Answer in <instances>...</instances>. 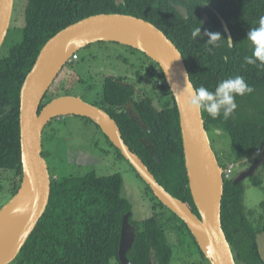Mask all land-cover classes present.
Wrapping results in <instances>:
<instances>
[{"label": "trees", "instance_id": "16d2710c", "mask_svg": "<svg viewBox=\"0 0 264 264\" xmlns=\"http://www.w3.org/2000/svg\"><path fill=\"white\" fill-rule=\"evenodd\" d=\"M177 5L188 10L187 18L176 9ZM99 14L132 15L156 25L182 52L196 88L204 86L214 91L220 81L242 76L254 92L237 96L238 109L227 120L222 115L214 120L203 111L206 127L209 133H226L231 138V160L224 163L219 158L224 169L252 159L264 149V66L259 62L249 65L244 60L252 51L247 32L258 27L259 18L264 16V0H126L120 6L116 0H29L23 40L13 47L7 58L0 59V170L16 174L14 196L23 182L20 115L24 82L51 38L70 25ZM221 18L228 24L234 46L228 48L225 42L209 52L210 46L205 45L207 37L193 39L191 31L201 27L202 33L219 32L227 39ZM95 44L108 45L106 42ZM128 49L144 55L156 67L150 66V71L160 73L154 83L161 89L162 109L155 107L153 99H136L135 90L129 89L133 115H129L127 121H120L123 138L158 182L199 216L190 189L180 113L174 95L159 64L132 47ZM137 68L140 74L144 70L143 63ZM110 84L106 97L115 103L126 101L124 94ZM52 91L53 88L41 110L56 98L57 92ZM83 118L97 128L121 159L127 160L96 121ZM49 135L53 139V134ZM108 153L110 151L106 150L105 155ZM56 176L52 175V194L46 213L11 264H111L115 259L120 262L124 219L133 212L130 200L122 195L123 175H101L92 171ZM232 178H225L223 228L237 264H264L258 243L259 233L264 232V203L261 226L256 228L246 214L244 184L236 185ZM249 179L257 187L264 183L257 174ZM146 186L154 201V213L142 223L135 221L132 214L130 222L136 228L137 237L128 255L130 261L133 264H173L171 234L175 230L178 234L188 233L194 239L200 264H211L187 224L155 196L147 183Z\"/></svg>", "mask_w": 264, "mask_h": 264}, {"label": "water", "instance_id": "95a60500", "mask_svg": "<svg viewBox=\"0 0 264 264\" xmlns=\"http://www.w3.org/2000/svg\"><path fill=\"white\" fill-rule=\"evenodd\" d=\"M125 1L116 0L118 6ZM14 6L15 0H0V50L10 31ZM176 9L188 17L185 7L177 5ZM222 23L228 37L232 38L227 22L222 19ZM99 42L132 47L161 67L179 109L190 189L199 216L158 182L141 157L128 146L120 126L108 112L76 96L58 97L41 110L48 92L72 56ZM185 74L189 76L188 82L196 88L177 45L156 25L132 15L91 16L68 26L49 40L21 90L23 182L12 201L0 211V264H11L17 259L47 211L52 194V175L43 155V136L54 119L70 115L88 117L99 124L155 196L187 224L211 264H237L222 222L225 170L212 146L203 110H194L187 103ZM67 106L80 111L66 113L64 109ZM81 110L91 116L83 115ZM263 164L264 158L242 173L234 183L238 185L255 176ZM131 217L132 213L127 214L123 223L119 251L122 264H133L128 255L137 235L130 222ZM197 231L206 236L210 255L202 246Z\"/></svg>", "mask_w": 264, "mask_h": 264}, {"label": "rangeland", "instance_id": "374dc122", "mask_svg": "<svg viewBox=\"0 0 264 264\" xmlns=\"http://www.w3.org/2000/svg\"><path fill=\"white\" fill-rule=\"evenodd\" d=\"M28 2L29 0H15L10 31L0 50V59L7 58L13 47L20 44L23 40ZM79 55L81 57L80 60L75 62L74 66H70V63H68L60 73L57 82L54 83L53 91L57 92L56 97L68 95L67 92H69L77 95V97L80 95L89 98L90 94L85 93V91L87 92V88L83 87L85 84L81 85L77 81L78 78L88 76L92 80H96L94 79L95 75H97V72L98 75L100 74L98 69H103L105 66L109 68L119 66V59L121 57V60L129 62V66L131 64L135 66L133 69L129 68V73L132 74L131 77H134V80L138 81L141 87L148 89V95L154 98L153 103L155 107L162 109L158 97L156 95L153 97V94L150 93L151 89H153L154 81H158L159 72L150 71V66L154 67V65L141 53L132 51L123 45L108 43V45L103 46L99 44L92 45L91 47L88 46L82 49ZM142 63L144 72L142 71L139 74V68L137 67ZM88 66L90 67V71L94 73H89V70L86 69ZM67 72H69L70 78L67 77ZM91 79L90 81H92ZM97 91H100V87H95L91 93H96ZM52 92L51 94L53 95ZM86 100L90 101L91 99ZM49 134H53V139L49 138ZM209 134L212 146L218 157L224 163L229 162L232 153L230 136L226 133L215 131H211ZM44 144L45 149L49 153L47 156L50 162L51 173L52 175H57L55 178L71 175L72 173L86 174L92 171L101 175L121 173L124 178L122 195L130 200L133 205L132 214L134 220L142 223L153 215L154 201L152 200V195L147 190L145 181L127 160L121 159L115 150H110L106 138L97 131L94 125L87 124L83 117L70 115L54 119L46 127ZM108 149L110 153L108 156H105V151ZM262 157H264V149L252 159L234 163L235 169L232 179H236L242 173L248 171ZM261 168L262 166L257 170L256 174L264 181V169ZM15 176L16 174L11 170H0V211L14 198L13 187L16 184L14 182ZM243 184L245 187L244 206L246 214L254 226L259 228L261 226L260 216L263 213L261 205L264 203V183L261 187H257L251 179H247L243 181ZM252 212L255 215H250ZM171 225L173 227V224ZM172 232H174L171 234L172 243L174 244L173 264H200L199 250L194 239L188 233L178 234L175 230H172ZM258 243L264 259V232L259 233ZM111 264L122 263L115 259Z\"/></svg>", "mask_w": 264, "mask_h": 264}, {"label": "clouds", "instance_id": "9594fccd", "mask_svg": "<svg viewBox=\"0 0 264 264\" xmlns=\"http://www.w3.org/2000/svg\"><path fill=\"white\" fill-rule=\"evenodd\" d=\"M191 36L193 39L197 37L201 39L207 37L205 45L210 46L207 48L209 52H211L213 48L220 47L221 44L225 42L228 48L234 46L231 36L225 39L219 32L213 33L204 31L202 33L201 27H194L191 31ZM247 40L252 46V51L250 56L244 58L245 63L257 65V62H259L260 66H264V16L259 18L258 27H252L247 32ZM79 53L80 52H76L75 54L79 56ZM179 58L178 56L177 59ZM69 63L71 62L69 61ZM188 78L189 76L185 74L187 103L194 110L206 111L214 120L221 115L225 120L232 117L238 109L236 101L237 96L244 97L254 92V88L250 86L242 76H235L234 78L220 81L214 91H210L204 86L194 88L192 84L188 82ZM260 152L258 151L257 154Z\"/></svg>", "mask_w": 264, "mask_h": 264}, {"label": "flooded vegetation", "instance_id": "af4514ba", "mask_svg": "<svg viewBox=\"0 0 264 264\" xmlns=\"http://www.w3.org/2000/svg\"><path fill=\"white\" fill-rule=\"evenodd\" d=\"M80 58L81 57L79 55V60H80ZM119 60H120L119 61L120 65L115 67V68H109V67L105 66L103 69H100V70L98 69V71H100L99 72L100 74L98 75V72H97V75H95V78H94L96 80H92L88 76H84V77L81 76L78 78L77 81L81 85L85 84L83 86V87L87 88L86 89L87 92L85 91V93L90 94L89 98L79 95L80 98H82L83 100H85L89 103H92L95 106H97V107L105 110L106 112H108L116 120V122L118 123V125L121 128V122L129 120V115L130 116L133 115V111H132L133 106L131 104H129V89L135 90V92H136L135 97L138 100H141V99L149 100V99H154V98H152L148 95V89L147 88L141 87L139 85L138 81H135L134 77L133 78L131 77L132 74L129 73V68L133 69L135 66L133 64H131V66H129V62L127 60H121V57ZM74 65H75V62L70 63V66H74ZM89 68H90L89 66L86 68L87 70H89V73L90 74L94 73V72L90 71ZM104 71H111V72H104ZM66 75H68L67 77L70 78L69 72H67ZM142 75H141V77H142ZM160 76L161 75L159 73L158 79L160 78ZM90 79L92 81H90ZM108 81L109 82L111 81L112 83L110 84ZM56 82H57V80H56ZM109 84L112 85V88L115 87L118 92L123 93L124 96L126 97V101L121 102V103H115V102H112L111 100H109V98L106 97L107 87L109 86ZM160 84H163V82H161V80H160ZM53 87H54V85L52 86V88ZM95 87H100V91H97L96 93H91V91L94 90ZM68 89H66V90H68ZM160 90L161 89L159 87H156L155 83H153V89H151L150 93L153 94V97L156 95L159 99L161 94H162V93H159ZM67 93H68V95H64V96H71L72 95V96L77 97V95H73L69 92H67ZM56 98H58V97H56ZM86 99H91V100L88 101ZM63 117H66V116H63ZM56 119H59V118H56ZM121 131H122V128H121ZM45 134H46V129H45L44 136H43V144H44ZM122 135H123V133H122ZM108 147H109V145H108ZM110 150H114V149L110 148ZM110 150L108 149V151H110ZM48 154L49 153H48L47 149H45V144H44L43 155L46 158V160L48 161L49 169L51 172L50 162H49V159L47 156ZM105 154H106V151H105ZM105 156H107V155H105ZM90 163H92V162H90Z\"/></svg>", "mask_w": 264, "mask_h": 264}, {"label": "bare ground", "instance_id": "6f19581e", "mask_svg": "<svg viewBox=\"0 0 264 264\" xmlns=\"http://www.w3.org/2000/svg\"><path fill=\"white\" fill-rule=\"evenodd\" d=\"M66 53V52H65ZM65 53L63 54V55H65ZM64 111L66 112V113H72V112H74V111H80L79 109H75V108H73V107H69V106H67L65 109H64ZM80 113H82L83 115H89V116H91L89 113H87V112H85V111H82L81 110V112ZM93 118H94V116H93ZM198 232V231H197ZM199 233V236H200V242H201V244H202V246L206 249V251L209 253V255H210V249H209V244H208V241H207V238H206V236L205 235H203L202 233H200V232H198Z\"/></svg>", "mask_w": 264, "mask_h": 264}, {"label": "built area", "instance_id": "2783aa9c", "mask_svg": "<svg viewBox=\"0 0 264 264\" xmlns=\"http://www.w3.org/2000/svg\"><path fill=\"white\" fill-rule=\"evenodd\" d=\"M78 59H79L78 54H74L72 56V58L70 59V62L73 63V62L77 61ZM234 168H235V165L234 164H231V165L227 166L226 169H224L225 170V173H224L225 178H227V179H230L231 178V176L233 174V169Z\"/></svg>", "mask_w": 264, "mask_h": 264}]
</instances>
